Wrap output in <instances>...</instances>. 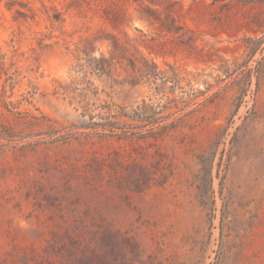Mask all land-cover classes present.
Returning <instances> with one entry per match:
<instances>
[{"label":"rangeland","instance_id":"374dc122","mask_svg":"<svg viewBox=\"0 0 264 264\" xmlns=\"http://www.w3.org/2000/svg\"><path fill=\"white\" fill-rule=\"evenodd\" d=\"M0 264H264V0H0Z\"/></svg>","mask_w":264,"mask_h":264},{"label":"trees","instance_id":"16d2710c","mask_svg":"<svg viewBox=\"0 0 264 264\" xmlns=\"http://www.w3.org/2000/svg\"><path fill=\"white\" fill-rule=\"evenodd\" d=\"M155 12V11H154ZM148 16H152V18L154 19V20H156V19H158V17H156V15H155V13H148ZM6 104V103H5ZM7 105V104H6ZM166 128H168L167 126H160V127H158V130H160V131H163V130H165ZM126 131V130H125Z\"/></svg>","mask_w":264,"mask_h":264}]
</instances>
